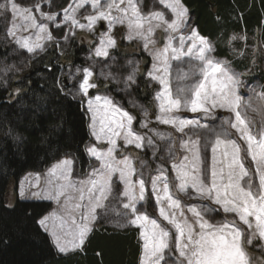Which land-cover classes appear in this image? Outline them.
<instances>
[{
	"label": "snow or ice",
	"instance_id": "6c2138e0",
	"mask_svg": "<svg viewBox=\"0 0 264 264\" xmlns=\"http://www.w3.org/2000/svg\"><path fill=\"white\" fill-rule=\"evenodd\" d=\"M158 2L170 12V19L162 11L143 13L140 9L142 0H103V3L102 0H73L75 6L69 4L64 10L63 21L88 31H93L99 21H106L108 31L101 32L93 52L95 57L102 58H107L109 49L116 47V40L111 34L116 25H125L128 30L125 38L143 41L146 51L150 44L156 43L152 38L156 30H164L167 34L164 47L149 53L154 63L148 75L162 86L154 97L158 109L156 120L171 125L184 137L180 141V148L185 155L179 162L174 156V143L168 149L173 159L174 177L171 184L175 193H184L192 199L189 194V190H192L195 199L209 203L182 205L179 197L170 189L167 170L158 167L157 175L151 178V193L159 206L162 221L150 218L146 209H138V204L147 202L145 180L139 178L133 181L137 171L133 161L129 157L117 160L115 154L119 150V140L125 146L142 148L146 137L133 129L135 117L111 97H89V90L97 85L92 81L94 73L91 68H84L82 80L77 83V92L87 98L82 103L90 114L92 135L96 141L108 146L104 150L95 145L87 146L86 151L100 161V168L94 170L86 181L77 184L71 180L72 161L68 159L60 161L49 172L53 178L49 184L53 180L56 183L45 195L59 203L69 189L75 190L79 194V202L74 205L75 209L81 210L79 221L72 219V226L68 227L63 216L53 213L39 223L45 231L50 232L61 253L81 249L92 231L97 209L104 208V202L112 194L113 175L119 173V180L124 185L122 195L127 200L122 205L126 210L122 218L127 224L141 229V264H168L166 252L173 251L178 253L174 264H251L245 244L251 245L256 237L264 242V119L260 128L254 127L255 121L247 116L244 111L246 106L238 93L241 83L239 75L232 71L227 61L211 55L214 49L209 40L195 30L187 36L182 34L187 27L188 10L181 0ZM85 4L91 5L92 12L83 17L86 23H81L76 18V12ZM8 7L7 4H0V9L4 11H8ZM34 7L39 10L40 5L37 3ZM10 9L27 22L25 30L32 28L37 33L35 40L32 36L16 37V43L28 52L43 50L44 41L53 39L48 23L44 21L54 22L56 14L41 12L42 22L38 23L31 8H21L12 0ZM17 27L12 23L8 35L15 37ZM184 58L197 63L190 64L187 72L179 69L178 65L174 89L172 62H181ZM127 79L133 81L134 77L129 75ZM217 109L230 113L222 119L219 131L210 128L208 123H202V120H214ZM181 111L200 115L184 118L177 115ZM143 114L145 121L141 126L147 128L148 110L145 109ZM199 130H208L211 138L206 136L202 143ZM230 130H235L237 138H233ZM152 131L161 140L169 139L165 134L154 129ZM147 144H153L151 137H147ZM209 151L211 162L205 165L207 156H202V152ZM246 158H250L254 166L252 171L245 166ZM186 212L190 213L191 219ZM219 212L232 214L236 219L225 217L215 223L210 222L211 214Z\"/></svg>",
	"mask_w": 264,
	"mask_h": 264
},
{
	"label": "rangeland",
	"instance_id": "374dc122",
	"mask_svg": "<svg viewBox=\"0 0 264 264\" xmlns=\"http://www.w3.org/2000/svg\"><path fill=\"white\" fill-rule=\"evenodd\" d=\"M67 1L68 3L66 6L62 8L58 7ZM11 2L12 0H0V4H7L9 6L8 11L0 9V45L4 47L3 49H8V55L0 57V80L5 78L4 80L6 81L8 76L10 78V76L14 75V82H20V76L24 74V71L28 73L31 72V66L33 65V61L35 59L47 54L50 55V51L52 53V51L56 50L55 55L59 56V61L65 63L62 65L63 70H61L59 84L72 98L81 103L88 123V140L83 148L84 159H81L79 154L67 152L43 170L26 172L19 180L15 195L13 194L12 196V203H15L19 199L26 201H47L51 208L49 212L40 220L50 217L53 213H56L58 216L64 217L68 227L72 226V219L79 221L81 210L74 208V205L79 202V194L75 192V190L69 189L66 192V195L60 198L59 203L55 200L47 198L45 192L56 183L53 180V183L51 185L49 184V181L53 179L49 176L50 170L64 159L72 161L71 180L77 184H79L80 181H86L94 170L100 168V161L91 156L86 151V148L87 146L95 145L99 149L104 150L108 145L106 143L96 141L92 135L89 128V124L91 122L90 114L87 112L86 105L82 103V101H85L87 98L79 95L77 92V83L82 80L83 77L82 70L84 68H91L94 73L92 81L96 83L97 87L89 90V97H94L95 95H106L111 97L115 103L120 105L124 110L128 111L135 117L132 125L133 129L146 137L145 144L142 148H136L134 145L125 146L123 141L119 140V150L115 155L117 160L129 157L133 161V164L137 169L136 174L133 176V181L139 178H143L145 180L147 202H141V204H138V209H146V214H148L150 218L158 219V222L162 221V218L159 217V206L156 204L155 196L151 193V178L157 175L156 169L158 167H163L167 170V175L170 181V189L175 193V189L171 184L174 177V172L172 170L173 159L169 156L168 149L174 143L173 151L176 162H179V159L185 155L184 151L180 148V141L184 138L183 134L176 132L171 125H165L156 120L158 109L156 107L154 97L156 93L161 90L162 86L148 75V73L152 70L154 63L153 56L149 53L164 47L167 34L162 28L157 29L155 35L152 37L156 43L155 45L150 44L149 49L146 51L143 47V41L139 39L129 41L125 38L128 32L125 25H116L111 32L112 36L116 40V47L109 49V56L107 58L95 57L93 52L99 43L100 34L101 32L108 31L106 21H99L93 31H88L87 29L73 27L63 21L64 10L68 8L69 4H73V0H14V2L21 8H31L32 14L37 18L38 23L42 22L40 17L41 12L56 14V20L54 22L44 21L48 23V28L53 39L50 41H44L43 50L37 49L35 52H28L27 49L21 48L16 43V37L32 36L33 40H35V36L37 34L36 30L32 28H27V30H25L27 22L24 21L18 13L13 14L11 12ZM37 3L40 5L39 10L34 7ZM73 6L75 5L73 4ZM140 9L145 14L150 11H162L164 12L166 18H171L170 12L160 5L158 0H142ZM91 12V5L85 4L83 8L78 9L76 12V18L79 19L81 23H86V20L83 17ZM12 23H15L18 26L15 29V37L8 35V30L11 28ZM57 25H59V27H57ZM193 30L198 32V29L193 22V16L188 10L187 27L182 30V34L187 36ZM73 32L74 35L72 34ZM199 35L202 36L200 33ZM65 36L68 38L65 39ZM204 38L209 40L213 46L214 51L211 55L218 60L227 61L232 71L239 75L241 83L238 93L242 97L243 104L246 106L244 111L247 113L249 119L255 121L254 127L257 129L260 128L261 120L264 119V84L262 83L261 76L259 75V68L264 70V45L255 41L254 37L249 38L247 35L232 36V44L229 45L232 52L237 55V58L242 59L247 54L251 56L248 68L244 71H239L234 67L229 59L225 57H217L215 55V43L207 37ZM238 42H241L240 46L236 47L235 44L238 45ZM77 43L82 44V47L80 46L81 54H79V57L81 58L80 64L73 63L72 61L73 52L75 50L73 44ZM196 63L197 62L195 60L189 61L188 58H184L181 62H172V83L174 89L176 85L175 74L178 70V65L179 69L187 72L189 71V65H194ZM77 69H81V71L78 72ZM129 75L134 77L133 81H128L127 77ZM11 89L12 91L17 92V95L22 91L19 90L20 88L18 86H13ZM145 109L149 112V116L147 118V128L141 126L145 121L143 114ZM177 115L184 118H194L198 117L200 114L181 111L180 113H177ZM214 115V120H202V123H208L210 128H214L219 131L222 119L229 116L230 113L217 109ZM153 129L159 133L165 134L169 137V139H159L155 132L152 131ZM199 131L202 143L206 136L211 138V133L208 130ZM230 131L233 133V138H237L235 130ZM147 137L152 138V145L147 144ZM241 144L243 147L242 142ZM202 156H207L205 165H209L211 162L210 151L207 153L202 152ZM85 160L86 162H83ZM245 166L248 167L250 171L253 170L254 166L250 162V158L245 159ZM253 175L256 182H258V177H255L254 172ZM22 189L23 195H21ZM123 189L124 185L119 180V173L114 174L112 178V194L108 200L104 202L105 207L97 209V218L92 224V231L88 234L86 240L96 228L102 227L116 230L131 228L138 230V240L142 247L143 241L140 235L141 229L137 226L127 224L126 220L122 218L123 213L126 211L123 209L122 205L127 202L126 198L122 195ZM33 193H39V195H33ZM189 194L193 197L192 199H189L188 195L184 193H175L184 206L194 203H209L208 201L195 199V193L192 190H189ZM66 197H71V199H66ZM185 214L189 216V219H191L190 213L186 212ZM225 217L229 220L236 219L232 214H224L223 212L212 213L210 218H206H209L210 222L215 223L216 221L223 220ZM56 223L58 224L59 220H57ZM163 223L166 224V222ZM241 226L246 227L242 224ZM42 229L45 231L43 227ZM45 232L48 233L51 241L53 242L50 232ZM245 239H247V233ZM54 246L56 247L55 244ZM56 249L60 255H69L81 251L83 246L81 249L69 251L67 253H61L57 247ZM245 249L251 258V264H264V242H262L258 237L253 239L251 245L246 243ZM177 256L178 253L174 251L172 253L166 252L165 259L168 264H174Z\"/></svg>",
	"mask_w": 264,
	"mask_h": 264
},
{
	"label": "trees",
	"instance_id": "16d2710c",
	"mask_svg": "<svg viewBox=\"0 0 264 264\" xmlns=\"http://www.w3.org/2000/svg\"><path fill=\"white\" fill-rule=\"evenodd\" d=\"M181 1L198 32L215 43V55L229 59L239 71L248 68L251 56L238 59L229 44L232 36L247 35L264 45V0ZM81 45L73 44V63H81ZM3 48L0 45V57L8 55ZM55 53L35 59L20 82H14V75L0 80V264H139L137 229L96 228L81 251L60 255L39 224L49 203L21 199L12 203L26 172L43 170L67 152L84 159L86 114L60 86L65 63ZM259 75L264 84L262 68ZM13 86L22 91L17 95Z\"/></svg>",
	"mask_w": 264,
	"mask_h": 264
},
{
	"label": "crops",
	"instance_id": "0c3cea01",
	"mask_svg": "<svg viewBox=\"0 0 264 264\" xmlns=\"http://www.w3.org/2000/svg\"><path fill=\"white\" fill-rule=\"evenodd\" d=\"M142 247H141V254H140V259H139V264H141V259H142Z\"/></svg>",
	"mask_w": 264,
	"mask_h": 264
}]
</instances>
